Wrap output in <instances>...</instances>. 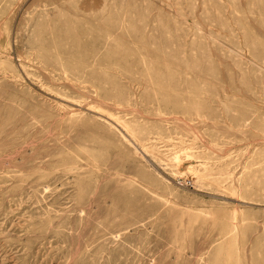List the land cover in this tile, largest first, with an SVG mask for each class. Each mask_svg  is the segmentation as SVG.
Wrapping results in <instances>:
<instances>
[{
    "label": "rangeland",
    "instance_id": "rangeland-1",
    "mask_svg": "<svg viewBox=\"0 0 264 264\" xmlns=\"http://www.w3.org/2000/svg\"><path fill=\"white\" fill-rule=\"evenodd\" d=\"M0 264H264V0H0Z\"/></svg>",
    "mask_w": 264,
    "mask_h": 264
},
{
    "label": "bare ground",
    "instance_id": "bare-ground-1",
    "mask_svg": "<svg viewBox=\"0 0 264 264\" xmlns=\"http://www.w3.org/2000/svg\"><path fill=\"white\" fill-rule=\"evenodd\" d=\"M117 124V123H116Z\"/></svg>",
    "mask_w": 264,
    "mask_h": 264
}]
</instances>
